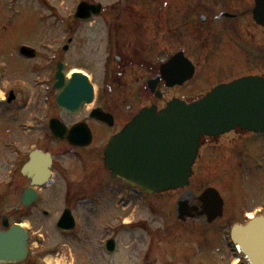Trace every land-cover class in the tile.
Here are the masks:
<instances>
[{"label":"flooded vegetation","instance_id":"af4514ba","mask_svg":"<svg viewBox=\"0 0 264 264\" xmlns=\"http://www.w3.org/2000/svg\"><path fill=\"white\" fill-rule=\"evenodd\" d=\"M82 1L100 4L101 13L90 22L80 21L76 17V8ZM73 4L68 19L70 39L73 40L82 24H90L102 35L107 34V49L112 62L104 67L103 83L108 87V94L103 99L100 95V102L93 106H102L110 113L113 126L97 120L86 106L75 114L49 104L47 107L51 108V113L42 116L45 122L36 120L37 124H33L30 132H38L50 140V119L57 117L68 129L80 123L88 125L93 133L92 144L73 146L67 139L55 141L51 137L62 151H50L52 169L57 175L49 186L48 195L45 192L37 201L25 206L22 195L30 182L21 175L13 194L0 191V216L7 214L8 222L13 224L21 222L24 214L31 217L44 214L50 221L46 223L42 219L41 228L52 226L54 229L64 209H71L77 218L83 213L80 236L82 249H85L82 256L85 264H142L144 261L149 264H185V256L192 251L181 243L183 235L176 241L172 239L174 235L170 234L168 223L162 220L166 203L172 209L176 200V196L168 194L175 192L147 194L112 177L104 166L103 148L108 134L118 132L139 109L151 105L162 108L174 98L188 102L196 98L188 95L185 87L198 78L202 63L214 64L226 47L233 46L242 51L246 61L249 54H255L257 60L264 63V25L255 20L256 0H75ZM260 5L259 18L264 21V0H260ZM220 14L223 15L217 18ZM178 55V60L168 69L178 66L183 71V61L187 58L195 68L194 77L182 85L169 86L161 70ZM157 77V81L151 82ZM43 79L49 81L47 76ZM39 87L43 89V84ZM117 88L122 92L117 93ZM42 91L46 95L56 92L54 85L52 88L48 86L50 93ZM17 99V112H25L31 96L18 92ZM39 111L38 107L34 115L39 116ZM249 136L239 130L226 135L225 149L230 150L236 164H242L246 159ZM258 138L263 140L264 135ZM215 140L218 139H206V143L213 148L220 144ZM49 149L45 147L44 150ZM29 153L22 149L20 160L23 162ZM9 181L12 183L13 178L5 183ZM177 222L180 226L192 224L197 228L196 235L201 234L202 227L207 230L210 226L228 224L224 217L212 225L196 221ZM0 229H5L1 218ZM58 231L68 234L67 231ZM65 238L77 242L69 236ZM198 240L202 244L201 239L196 242ZM111 241L114 244L112 252L107 249V243ZM37 260L33 251L25 262L13 264H38Z\"/></svg>","mask_w":264,"mask_h":264},{"label":"rangeland","instance_id":"374dc122","mask_svg":"<svg viewBox=\"0 0 264 264\" xmlns=\"http://www.w3.org/2000/svg\"><path fill=\"white\" fill-rule=\"evenodd\" d=\"M74 1L12 0V3H18L13 7L9 0H0V65L3 73L0 81V100L3 102L2 98L7 95L10 88L24 96H31V103L25 112H17L12 116H9L8 112L17 110V105L12 107V105L7 106L0 102V186H3V189L7 188L8 195L13 194L17 180L21 176V160L16 154L18 147L22 148L23 145L22 149L25 152L35 145L49 147L53 152L62 151L51 139L46 140L38 132L32 133L26 130L27 126L31 128L32 124H37L36 120L38 119L40 122H45L42 116L51 113V108L47 107L49 105L48 102L46 103V97H49L50 106L54 105L55 93L46 95L42 91L44 87L40 89L34 80L40 82V79L44 80V77H48V68L60 58L66 63V71L82 69L90 75L102 95L108 91L106 84L103 83L106 73L104 67H106V63L112 62V58L109 57L106 34L102 35L96 28L90 27V24L81 25L79 31L73 36L74 42L70 45L69 50L63 51L64 45L71 36L68 19ZM91 24L95 26L94 22ZM22 45L36 48L37 57L26 60L20 56L18 50ZM223 50L221 55L216 57L217 60L214 64L201 65L200 76L188 86L190 89L185 90L188 95L205 94L223 82L235 80L249 75V73L264 72V63L254 59L253 62L258 63L254 65L250 60L246 61L244 53L233 46ZM51 59H54V63H51ZM191 87L193 88L191 89ZM121 92L117 88V93ZM101 98L103 99V96ZM20 100L24 101V99ZM38 107L40 109L39 116H36L34 113ZM21 122L26 125L24 126L25 132L18 129L22 126ZM226 139L227 137H224L217 141V143H223L222 145L217 144L213 148L207 145L201 148L200 156L194 165L189 189L201 191L208 186L219 187L227 201L224 220H227V223L229 221L234 223L239 220L244 221L243 213L259 206L260 201L264 198V166L261 169L256 167V161L264 164V150L259 148L258 143H248L247 156L243 161L244 171L240 172L241 165L236 164L230 156V150L225 149ZM231 173L232 185L230 184ZM10 178H13L14 182L12 184L5 183ZM168 196H177V194L169 193ZM165 207L166 212L163 214L162 220L168 223L170 234L174 235L172 237L174 241L183 235L184 241L181 243L193 251V246L197 247L198 241L196 242V240L198 238L207 240V243L200 245L199 259L195 252L196 249H194L195 253L191 258L189 255V259H187L186 255L185 264H219V259L221 264L234 263L235 259L225 246L227 231L223 226L215 230H204L208 233V237L201 234L196 235V227L192 224L180 226L175 218L173 208H169L168 203ZM37 218L39 217L37 216ZM37 218L24 214L22 219L26 225H35L34 230L38 234H44L42 241H39V248H37V251L46 257L42 264H84L82 256L85 249H82V243L78 250L74 245H66L60 249L62 255L55 256L53 254V257H48V255H52V250L58 249L56 243L61 237L55 235V231L52 229L40 228L41 222ZM40 219L46 223L49 222L42 215H40ZM177 232H181V234L179 235ZM143 240H145V236ZM193 240L195 241L192 242ZM219 250H221L220 253H218Z\"/></svg>","mask_w":264,"mask_h":264},{"label":"water","instance_id":"95a60500","mask_svg":"<svg viewBox=\"0 0 264 264\" xmlns=\"http://www.w3.org/2000/svg\"><path fill=\"white\" fill-rule=\"evenodd\" d=\"M98 12V8L87 4H81L78 9L83 18ZM21 53L35 56V51L28 47H22ZM61 70L62 65L57 73L56 87L61 89L57 104L76 112L84 103L93 101V85L81 73L73 74V79L66 83ZM191 76L192 72L185 70L176 75L171 85L182 84ZM12 99L14 95L9 100ZM237 127L264 131V78L250 76L221 84L195 102L174 100L160 112L155 107L145 109L106 147V166L113 175L147 191L181 188L189 183L201 138L218 136ZM54 130L57 137H63L56 127ZM83 139L82 133L70 132L69 140L73 144L86 145L90 141L87 136L86 142ZM50 163V155L35 151L24 172L34 184H42L49 177ZM193 200L200 205L192 206ZM223 204L214 188H208L198 197L187 191L176 203V214L183 220L200 217L209 223L222 215ZM59 226L72 228L69 213L63 215ZM232 237L251 264H264V216L256 217L246 226L237 225ZM26 239L24 229L18 225L0 231V264L24 259Z\"/></svg>","mask_w":264,"mask_h":264},{"label":"bare ground","instance_id":"6f19581e","mask_svg":"<svg viewBox=\"0 0 264 264\" xmlns=\"http://www.w3.org/2000/svg\"><path fill=\"white\" fill-rule=\"evenodd\" d=\"M74 71H76V69H75V70H74V69H73V70H71V71H70V73H69V75H70V74H72Z\"/></svg>","mask_w":264,"mask_h":264}]
</instances>
